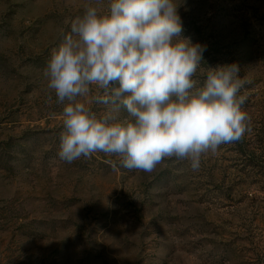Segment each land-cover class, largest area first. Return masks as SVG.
I'll list each match as a JSON object with an SVG mask.
<instances>
[{
  "label": "rangeland",
  "instance_id": "obj_1",
  "mask_svg": "<svg viewBox=\"0 0 264 264\" xmlns=\"http://www.w3.org/2000/svg\"><path fill=\"white\" fill-rule=\"evenodd\" d=\"M175 2L181 36L206 48L198 84L238 65L251 131L198 171L171 158L147 173L58 156L64 105L42 74L95 0H0V264H264V0Z\"/></svg>",
  "mask_w": 264,
  "mask_h": 264
},
{
  "label": "clouds",
  "instance_id": "obj_2",
  "mask_svg": "<svg viewBox=\"0 0 264 264\" xmlns=\"http://www.w3.org/2000/svg\"><path fill=\"white\" fill-rule=\"evenodd\" d=\"M182 32L175 0L84 5L42 74L64 105L61 160L102 152L129 170L151 173L175 158L198 171L202 157L251 131L238 65L208 67L200 86L194 77L206 48ZM92 103L106 110L98 116Z\"/></svg>",
  "mask_w": 264,
  "mask_h": 264
}]
</instances>
